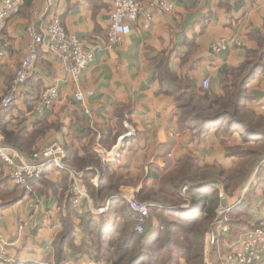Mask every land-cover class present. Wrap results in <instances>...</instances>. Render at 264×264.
<instances>
[{
    "label": "crops",
    "instance_id": "obj_1",
    "mask_svg": "<svg viewBox=\"0 0 264 264\" xmlns=\"http://www.w3.org/2000/svg\"><path fill=\"white\" fill-rule=\"evenodd\" d=\"M13 1L17 11L0 22V43L4 49V56H0V104L32 42L26 34L28 25L35 24L38 30L45 31L47 23L56 17L84 46L108 43L111 0H56L50 11L45 0ZM166 1L173 5L172 14L156 15L147 29L142 23H129L130 31L121 35L120 45L95 54L79 85L86 94V108L75 101V86L62 59L42 46L33 72L18 92L17 102L8 109L0 107V147H9L14 162L20 164L51 144L61 146L66 153L65 165L84 176L80 181L94 209L105 205L111 197L123 195L149 204L150 210L174 208L187 216L198 210L189 196L193 186H182V204L167 206L158 195L166 177L184 168L187 159L200 168L231 171L243 163L236 149L249 148L256 156L246 166L250 171L247 178L231 194L218 181L222 201L215 220L205 232L204 264H208L207 257L211 264H224L229 249L224 238L229 236V228L223 232L218 222L219 209L231 208L223 218L226 227L232 212H246L248 225L242 227L239 235L264 220V148L261 147L264 141L256 143L254 135L231 125L230 121L222 122L221 129L207 134H197L195 128L184 127L176 99L161 92L156 69L163 59H169L172 72L193 82L197 91L209 80L206 91L211 95L225 97V87L234 92L240 78L236 69L248 59L249 52L259 50L257 38L264 37V0ZM235 38L242 41V46L230 43ZM221 42H229L228 50L214 52L212 46ZM262 60L264 63V57ZM53 86L59 89L60 99L51 109L36 114L35 103L46 88ZM247 97L245 109L264 118L262 69L250 79ZM128 126L136 130V136L126 141L120 159L104 170L102 156L112 150ZM250 135L254 140L245 142L244 137ZM109 178L119 183L117 193L109 191ZM186 186L189 189L185 193ZM70 187V172L54 166H48L44 177L30 189L16 187L11 180V167L0 157V234L9 244L16 263L56 264L54 243L60 239L64 221L71 218L75 225L74 243L84 249L74 255L70 249L66 250L68 260L64 264H112L95 259V248L84 233L79 216L88 214L99 223L109 211L96 216L89 212L86 200L78 208L71 207ZM123 201L131 217L137 220L135 231L138 217L128 202ZM70 210L77 211L79 217ZM147 227L157 229L158 219L150 214ZM212 234L219 239L218 244L210 243ZM215 247L217 261L214 262L211 252ZM180 264L186 262L181 260ZM257 264H264V254Z\"/></svg>",
    "mask_w": 264,
    "mask_h": 264
},
{
    "label": "trees",
    "instance_id": "obj_2",
    "mask_svg": "<svg viewBox=\"0 0 264 264\" xmlns=\"http://www.w3.org/2000/svg\"><path fill=\"white\" fill-rule=\"evenodd\" d=\"M257 40L259 50L249 52L248 59L236 69L240 78L234 86V92L228 90V87L224 88L225 97L211 95L203 88H198L199 91H197L193 82L181 79L172 72L169 59H163L160 62L156 69V76L162 86L161 92L176 99L184 127L195 128L197 134H207L213 129H221L222 122L230 121L231 125L242 127L249 134L254 135L256 143L264 141V118L245 109L248 101L247 85L250 79L259 69H262L264 73L263 35ZM218 122L220 124L215 125ZM252 139L251 135L249 138L244 137L245 142ZM261 147L264 148V144ZM236 151L238 156L243 157L242 167L228 172L219 171L214 167L200 168L187 159L184 168L166 177L158 194L163 204L171 207L182 204L181 188L184 184H190L193 187L189 190V196L198 206V210L192 215L187 216L174 208L150 210V214L158 219L159 227L154 230L147 227L143 234L134 231L137 220L131 217L126 202L120 199L111 201L109 214L107 211L108 215H105L106 217H103L99 223L90 218L88 214L79 215L83 231L87 237L91 238L95 248V259L97 261L106 260L112 264H180L181 260H184L186 264H204L205 232L207 226L215 220L216 210L222 201L218 181L224 185L226 193L231 194L247 178L250 171L246 166L250 165L252 158L256 156V152L249 148L240 147ZM244 164L246 165L243 166ZM258 172L261 173V170ZM87 176L85 175L86 183L89 181ZM212 180L215 182H211ZM108 187L110 192L117 193L119 183L109 178ZM102 191L105 192L106 189L102 188ZM150 199H155V196H150ZM70 201L72 207V195ZM71 212L74 216H78L77 211ZM246 217V212L230 214L227 227L229 236L224 238L229 245L237 239L242 227L248 225ZM74 233L73 220L67 218L64 221V230L60 239L54 243L56 264L67 262L66 250L68 249L73 255L78 250L83 251L84 247L78 248L75 245ZM215 249L216 247L211 252L214 259L217 255ZM16 264L30 263L18 262Z\"/></svg>",
    "mask_w": 264,
    "mask_h": 264
},
{
    "label": "built area",
    "instance_id": "obj_3",
    "mask_svg": "<svg viewBox=\"0 0 264 264\" xmlns=\"http://www.w3.org/2000/svg\"><path fill=\"white\" fill-rule=\"evenodd\" d=\"M56 0H45L46 7L50 11ZM112 11L110 15V27L107 33L108 43L105 46L90 45L84 46L74 35L69 34L63 27L60 20L56 17L47 23L45 31L38 30L35 24H30L26 28V34L30 36L32 42L27 54L21 61L14 80L12 81L9 91L1 101V109H8L17 102L20 88L27 82L29 75L33 72L39 59L40 48L44 46L52 53L58 55L67 67L69 79L75 86V101L87 107L86 94L79 87L82 73L94 61L95 54L98 51L108 50L113 45H120L122 42L121 35L129 33V23H142L144 28H148L156 15H170L174 8L166 0H111ZM2 8L0 10V22L8 20L16 11L17 4L13 0H1ZM235 46H242L240 39L235 38L230 41ZM229 42H221L212 46V50L221 53L228 50ZM0 56H4L3 45L0 43ZM210 87L209 80H205L202 88L208 90ZM60 99V92L56 86L46 88L39 100L35 103L36 114H43L48 109L54 107ZM89 114V112L87 111ZM136 136V130L128 126L127 132L122 134L116 145L111 151L102 156L104 170L111 163L118 161L122 155L125 143ZM12 150L9 147H0V157L11 167V180L16 187L30 189L32 184L43 178L45 169L48 166L70 172L71 187L70 192L73 196V207L78 208L83 200L87 201L89 212L96 216L104 215L110 208L111 201L114 199L126 200L133 213L138 217V225L135 232L143 234L145 230L146 219L150 214V205L137 201L133 197L114 196L100 208L94 209L91 206V199L81 184V173H75L65 165L66 153L63 148L57 144H51L32 154L31 158L22 161L20 164L14 162ZM184 187V192L188 191ZM229 207L222 206L219 209L218 219L220 226H223V232H228L223 219L230 212ZM212 245L218 244L219 239L215 235L210 236ZM264 254V220L256 227L244 230L229 245V249L224 257V264H257ZM16 260L10 254L9 244L2 234H0V264H15ZM97 264V263H96ZM108 264V263H99Z\"/></svg>",
    "mask_w": 264,
    "mask_h": 264
},
{
    "label": "rangeland",
    "instance_id": "obj_4",
    "mask_svg": "<svg viewBox=\"0 0 264 264\" xmlns=\"http://www.w3.org/2000/svg\"><path fill=\"white\" fill-rule=\"evenodd\" d=\"M239 39V38H238ZM242 42V41H241ZM209 238H211L210 236H209ZM209 248V247H208ZM207 255H208V253H207ZM209 258L207 257V262H208V264H211V263H209V260H208ZM215 259H216V257H215ZM214 259V260H215Z\"/></svg>",
    "mask_w": 264,
    "mask_h": 264
}]
</instances>
